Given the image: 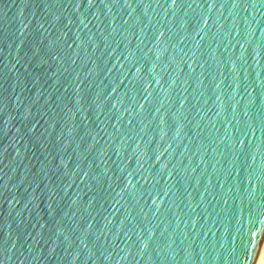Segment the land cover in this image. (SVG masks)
<instances>
[{
    "label": "water",
    "instance_id": "1",
    "mask_svg": "<svg viewBox=\"0 0 264 264\" xmlns=\"http://www.w3.org/2000/svg\"><path fill=\"white\" fill-rule=\"evenodd\" d=\"M264 0H0V264H253Z\"/></svg>",
    "mask_w": 264,
    "mask_h": 264
},
{
    "label": "bare ground",
    "instance_id": "2",
    "mask_svg": "<svg viewBox=\"0 0 264 264\" xmlns=\"http://www.w3.org/2000/svg\"><path fill=\"white\" fill-rule=\"evenodd\" d=\"M253 264H264V236Z\"/></svg>",
    "mask_w": 264,
    "mask_h": 264
}]
</instances>
